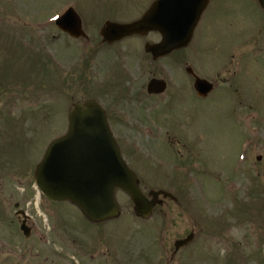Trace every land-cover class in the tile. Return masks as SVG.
I'll return each instance as SVG.
<instances>
[{
    "label": "rangeland",
    "instance_id": "374dc122",
    "mask_svg": "<svg viewBox=\"0 0 264 264\" xmlns=\"http://www.w3.org/2000/svg\"><path fill=\"white\" fill-rule=\"evenodd\" d=\"M112 1L0 0V54L8 59V66L12 67V63L16 61V52L19 51L17 48H25L33 53H38L41 58L43 56L41 61L32 57L27 61L19 56L17 61H23L26 64L27 79L20 78L21 82L13 84L10 92L5 86H3L5 90H0V119L3 121H0V134L10 130L11 135H22L26 139L21 141V143L25 142L26 147L13 146L5 153L0 150V230L4 231L6 228L19 229V223L16 222L15 225L10 226V220L15 218V204L25 200L21 197H27L26 202L21 206L31 214V222L41 229L46 239V245L49 242L52 249L60 256H64L63 263L59 264H75V260H72L75 255L73 245L71 243L65 244L60 236L57 238L53 236L51 221L40 216L39 208L35 203L37 192H35L34 187L20 188L14 183L9 177L11 172L8 169L10 168L5 170L6 166L2 165V160L9 161L13 154L17 153L26 156L29 159L28 162L31 163L32 171L35 170V166L49 143L57 138L59 132L64 131V119L59 112L63 110L66 118L73 106L72 104L79 99L88 98L92 95V91L84 93V87L78 81L79 77L74 83L72 82L75 75L81 71L80 69L87 67L84 65L92 55L96 66L94 70L102 71V73L100 72V82H105L111 75L113 64L120 70H127V77H124L123 83L119 85L129 89V96L139 92L152 77H163L158 76L162 75L161 72L165 74V78L171 84L183 83L180 79L186 66L176 65L171 60L154 64L149 58L144 57L143 51L140 52L136 49L138 45L128 44L129 48L136 49V53L140 54L139 57L135 55L128 57L121 69L119 60L114 55L108 54L106 50L102 49L103 47H99L100 40L99 34L95 32L96 29L91 30L90 27V30L88 29L90 42H73L62 36L57 28L49 23L54 14H58L60 11L62 13L71 6H82L83 14L85 11L87 16L95 17L92 20L94 23L101 22L103 25L106 21V15H108L104 9L107 5L114 7V9L116 7L119 11L141 5L140 11H143L150 4V0ZM219 2L221 3L220 9L223 8L222 11L218 15L209 17L211 23L203 31L205 41L208 44L205 51L209 56L202 62L204 71H209L210 63L217 58L225 61L224 57L231 54L232 47L238 42L236 38L242 37L247 26L253 25L257 29L260 24H264V15L256 8L254 0H219ZM92 3L98 4L100 7L95 9V5L91 7ZM114 15L123 17L122 15L126 14L118 12ZM16 32L18 35L28 34L23 37L24 43L16 36ZM48 36L50 37L49 45L46 47ZM19 42H21L20 46L17 47L16 43ZM46 48L52 55H49L50 58H53L52 64L48 61ZM97 51L103 53L104 56L101 55L98 58ZM235 55L239 57V54L235 53ZM225 63L219 62L213 73H219L217 72L219 69L223 75L228 77L227 79L231 80L235 62L228 60ZM193 64L196 69L201 70V66H196V63ZM18 65H20L19 62ZM244 66V69L241 70V77L236 82L241 86L239 92L230 91L223 95L227 101H223V97L220 96L218 102L207 105L204 111L197 110L191 114L192 128L200 133L203 141L201 144L194 142L192 146L190 139L186 141L190 145H184V141L181 139V150L178 148L180 151L178 155L183 162L187 161V168L170 167V164L166 168L169 173L167 177H174L181 194L167 183V177H164L162 167V169H158V177L152 171V167H139L141 170L139 174L146 194L151 190L160 189L173 192L176 196L181 197L178 204L180 206L167 201L162 208L154 213L149 222H139L140 224L134 227L136 221L132 219L135 218L132 203L125 194L117 192V201L122 210V216L119 220H114L107 225L111 231V236L121 234L122 231L120 230L116 234L115 228L123 230L121 235L127 240H134L130 238V235L135 234V231H137L136 234L140 235V237L135 238L134 246L137 249L134 251L127 248L124 258L130 253L134 259L136 250L143 249L146 252L152 246L151 253L148 251L152 259L165 264L166 261H171V253L168 250L173 247L175 240L185 238L191 231H194L196 233L194 242L180 253L179 260L183 264H264V125L260 126V121L264 124V54L255 60L248 57L244 60ZM71 67L75 68L72 74L61 75L63 69L68 70ZM227 70L229 71L227 72ZM84 76V82H89L90 75L86 72ZM70 77L73 78L68 80ZM112 77L120 78L116 77V73ZM236 97L239 98V109L230 106L228 102V100ZM74 98L75 100L72 101L71 99ZM62 103L63 106L61 107ZM149 103L155 102H146L144 109H148ZM127 106L131 109L134 105L130 103ZM6 112H8L6 117L14 119V124L10 125V128L3 120ZM134 112L137 113L139 110ZM245 114H250V119L247 118L249 120L246 123L248 129L251 130V138H255V143L244 154V160L240 162L242 152L245 151L246 145L250 141V135L243 124L244 121L237 122L238 117ZM147 115L149 116L144 119L134 115V117L129 118L128 123L114 127L119 138L133 139V144H136L138 150L146 156L151 153L147 147L152 148L154 134L170 132L171 138L176 134V124H173L171 120L160 121L159 124L155 121L156 118L152 111H148ZM254 116H258L259 120L257 117L252 119ZM161 127L162 129H160ZM155 144L157 149L158 144L156 142ZM2 146L0 142V149ZM194 147L196 154L200 156L199 161L208 164L203 171V178L200 172L203 164L200 165L198 161L194 165L198 158L193 153ZM164 148L166 146L161 149ZM164 150L168 153L162 152V154L171 161L170 149ZM257 156H262V160L258 162ZM21 160L24 161V159ZM163 165H167V162H164ZM194 169L195 171L197 169V173L194 172ZM232 172L236 175L234 176ZM190 173L195 176L200 173V178L192 175V179ZM161 179L166 181L163 186ZM226 180H233V184ZM32 182H34V177ZM192 188H194L193 196L197 199L196 201L202 204L203 201L206 203L201 214L199 213L200 210L189 212L188 205L183 199L184 194L192 191ZM210 202L218 203H215L216 206L207 207ZM44 203V200L41 201L40 207L43 206L42 210L45 214L50 208L64 212L72 209L77 220L88 225L69 203L63 202L46 206ZM189 203L192 204V202ZM52 211L50 210V212ZM67 221L73 223L75 219H68ZM118 222L120 225H115ZM122 223L125 226H122ZM88 227L91 228L90 225ZM80 228L84 227L80 226ZM86 232L91 234L89 231ZM87 238L93 246L92 237L87 236ZM112 242L115 244L114 240ZM107 248V246H101L96 247L95 250L103 257L106 254L109 260L106 263L102 261L88 263L85 259L76 258L81 264H127L126 261H117L122 258V255L115 248H112L110 252L106 250ZM156 250L160 251L157 255H155ZM4 251L5 249H3ZM26 251L24 246H20L17 249V254L24 256ZM0 259L2 261V255ZM52 260L49 259L46 264H54V261L51 263ZM31 262L37 264L44 262V259H34ZM131 263L135 264L130 261Z\"/></svg>",
    "mask_w": 264,
    "mask_h": 264
},
{
    "label": "water",
    "instance_id": "95a60500",
    "mask_svg": "<svg viewBox=\"0 0 264 264\" xmlns=\"http://www.w3.org/2000/svg\"><path fill=\"white\" fill-rule=\"evenodd\" d=\"M261 2L264 5V0ZM204 3V0H159L156 4L160 7H154L140 22L132 25L108 24L104 36L119 39L158 30L163 34L164 42L152 47L151 51L155 55H163L188 43ZM70 14L59 22L62 28L65 18L66 21L71 19ZM76 25V29L73 28L75 31L80 27L79 19ZM198 84L205 87L204 83ZM154 85L155 82H152L150 89L153 90ZM36 179L46 196L55 201L72 200L94 220L116 214V187L123 188L132 196L139 215L147 216L154 205L143 197L135 178L121 165L105 116L92 103L76 108L71 115L69 135L52 144ZM188 242H178L177 245Z\"/></svg>",
    "mask_w": 264,
    "mask_h": 264
},
{
    "label": "flooded vegetation",
    "instance_id": "af4514ba",
    "mask_svg": "<svg viewBox=\"0 0 264 264\" xmlns=\"http://www.w3.org/2000/svg\"><path fill=\"white\" fill-rule=\"evenodd\" d=\"M121 43L122 42L113 44L112 48H119L121 51H123L122 48L115 47V46H121ZM187 88L189 90L186 91L185 94H180V95L176 94V95L171 96L170 94L166 93V94H163L161 96H156V98H165L167 100L171 99L172 102L176 97H180V98L189 97V98L193 99V97H194L193 90H192L193 87L188 86ZM179 93H181V92H179ZM197 102H202V101L197 99ZM29 182H26V183L22 182V184H28ZM21 218L22 217H18V220H21ZM23 218H24V216H23ZM25 221H26L27 226L30 227V231H31V236L28 239L30 240L34 237V243L31 245V249L29 252L32 255L33 251L36 250V252H38V255H36V256H39V255H41L40 254L41 249H40V244H39L41 242V238L39 236L37 239H35V235H34L35 230L33 229L32 225L30 223V218L27 215H26ZM4 232H5V234L0 233V257H1V255L3 256L2 261L0 259V264H19V261L17 260L16 249H17L18 244H21V241L17 238L16 230L15 229L5 230ZM105 244H106V242H105ZM3 249H5L4 252H3ZM24 264H36V263H32L30 260H26V262ZM37 264H42V263H37Z\"/></svg>",
    "mask_w": 264,
    "mask_h": 264
}]
</instances>
